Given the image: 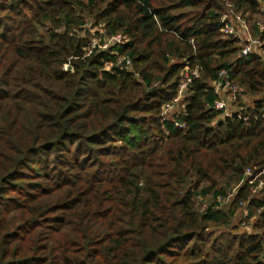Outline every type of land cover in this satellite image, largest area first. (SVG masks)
Segmentation results:
<instances>
[{
  "label": "trees",
  "instance_id": "16d2710c",
  "mask_svg": "<svg viewBox=\"0 0 264 264\" xmlns=\"http://www.w3.org/2000/svg\"><path fill=\"white\" fill-rule=\"evenodd\" d=\"M1 1L0 264H264V55L222 31L232 7L264 52L261 1Z\"/></svg>",
  "mask_w": 264,
  "mask_h": 264
},
{
  "label": "built area",
  "instance_id": "2783aa9c",
  "mask_svg": "<svg viewBox=\"0 0 264 264\" xmlns=\"http://www.w3.org/2000/svg\"><path fill=\"white\" fill-rule=\"evenodd\" d=\"M222 21L224 22V26L222 28L223 33L225 35H233L238 37L239 40L243 42V47L239 54L240 59H248V57L255 52H260L262 56L264 55V52L260 50V45H262L261 41L251 35L248 23L242 18L240 14L236 13L232 7L229 12L223 14ZM237 25L240 26L239 30L236 28ZM243 34L245 36H243ZM124 38L125 37L121 34L114 35L110 38L109 42L103 45V48H107L112 42L120 43ZM199 73V66H196L195 68H190L187 66L185 67L178 86V96L174 99V104L165 108L166 112H170L174 109L181 111L183 107H185V104L182 102L183 97L189 85L196 77L199 76ZM220 76L224 81L213 83L214 90L218 95V99L215 101L214 107L217 110L224 111L227 116H231L232 112L230 108L232 107L233 103L239 99L242 88L238 84L232 83L227 78V70H222L220 72ZM178 125L182 126L181 124ZM263 172L264 169L257 173L251 168L246 169V181L251 185V192L255 196L261 195V191L264 189V179L261 178Z\"/></svg>",
  "mask_w": 264,
  "mask_h": 264
},
{
  "label": "rangeland",
  "instance_id": "374dc122",
  "mask_svg": "<svg viewBox=\"0 0 264 264\" xmlns=\"http://www.w3.org/2000/svg\"><path fill=\"white\" fill-rule=\"evenodd\" d=\"M3 1V0H2ZM1 1V2H2ZM261 1V12L257 15H255V18L257 20H259V22L264 25V0H260ZM1 5V4H0ZM6 13L5 10L3 11H0V17H3V15ZM238 30L240 29V26L237 25L236 27ZM87 29V31H89L88 28H85ZM85 32L86 34L88 32ZM82 32H80L79 34H81ZM91 33L93 34L94 31L92 30ZM83 35V34H82ZM243 36H245L243 34ZM95 41H100V39H94ZM181 108V107H180ZM71 143L68 142L67 145H70ZM33 158V161L31 162V168H34L35 170L37 171H43V167H44V158L41 156V154L37 153V154H34L32 156ZM247 213V212H246ZM237 217H238V220H235L234 223H236L238 226H239V230L242 231V232H247V233H253L254 231H256V229L253 228V222H246V221H241L240 220V215L237 214ZM242 218V217H241ZM218 231V233H221L223 231V229H216Z\"/></svg>",
  "mask_w": 264,
  "mask_h": 264
}]
</instances>
